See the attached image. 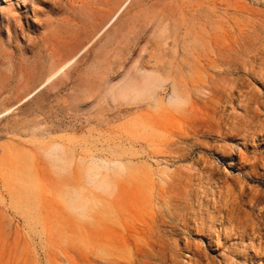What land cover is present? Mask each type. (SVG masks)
<instances>
[{
	"label": "rangeland",
	"instance_id": "rangeland-1",
	"mask_svg": "<svg viewBox=\"0 0 264 264\" xmlns=\"http://www.w3.org/2000/svg\"><path fill=\"white\" fill-rule=\"evenodd\" d=\"M0 264H264V0H0Z\"/></svg>",
	"mask_w": 264,
	"mask_h": 264
},
{
	"label": "bare ground",
	"instance_id": "bare-ground-1",
	"mask_svg": "<svg viewBox=\"0 0 264 264\" xmlns=\"http://www.w3.org/2000/svg\"><path fill=\"white\" fill-rule=\"evenodd\" d=\"M118 13H119V12H118ZM118 13H117V14H118ZM117 14L114 15V16L111 18L109 24L115 19V17L117 16ZM109 24H108V25H109ZM64 68H65V66H63L59 71H62ZM59 71H58L57 73H59ZM57 73H56V74H57ZM56 74H55V75H56ZM55 75H54V76H55ZM54 76H52L51 78H49L45 83H47L48 81H50ZM42 86H43V85H42ZM42 86H41V87H42ZM41 87H39L38 89H40ZM38 89H37V90H38ZM37 90H36V91H37ZM36 91H35V92H36ZM35 92H34V93H35Z\"/></svg>",
	"mask_w": 264,
	"mask_h": 264
}]
</instances>
